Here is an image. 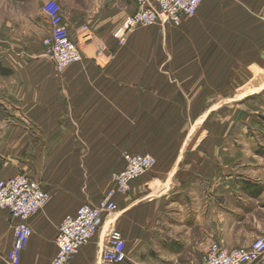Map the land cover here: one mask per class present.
<instances>
[{
	"label": "crops",
	"instance_id": "crops-1",
	"mask_svg": "<svg viewBox=\"0 0 264 264\" xmlns=\"http://www.w3.org/2000/svg\"><path fill=\"white\" fill-rule=\"evenodd\" d=\"M14 1L19 18L8 20V30L0 34L1 62L10 70L0 75L6 113L0 118V177L24 173L51 193L45 208L28 219L34 238L23 251L22 264H53L59 223L83 203L100 200L109 183L95 178L108 169L96 163H115L123 149L156 158V166L133 182L130 193L117 197L114 219L128 255L139 259L133 264H193L215 240L230 249L249 247L264 236V181L255 183L222 162L226 150L218 145L231 138L202 139L195 136L196 127L187 129L185 114L197 105L202 109L196 104L207 87L199 83L202 76L172 71L174 57H159L170 71H153L157 28L131 32L128 48L113 35L135 11L136 0H125L129 9L124 0H59L83 54L61 72L44 45L51 30L42 8L46 0ZM201 6L199 17L212 16ZM190 25L185 22L177 34ZM169 26L174 25H167L161 38ZM247 30L252 35L239 38L241 63L258 69L243 80L263 82L264 23ZM230 31L239 32L236 27ZM162 42V51L177 48ZM209 50V65L232 63L227 52L220 56L218 43L211 42ZM179 63L178 70H184L187 64ZM76 187L82 195H74ZM14 224L10 212L0 209V255L5 259ZM105 228L79 251L87 262L98 248L101 254ZM247 264H264V254Z\"/></svg>",
	"mask_w": 264,
	"mask_h": 264
},
{
	"label": "rangeland",
	"instance_id": "rangeland-1",
	"mask_svg": "<svg viewBox=\"0 0 264 264\" xmlns=\"http://www.w3.org/2000/svg\"><path fill=\"white\" fill-rule=\"evenodd\" d=\"M126 3L127 2L124 0L123 7L129 9V4ZM201 9L207 11L211 10L212 16L206 15L199 17L197 13L193 16L186 17L184 22L180 25L169 26V30L163 38L160 37L161 32H164L167 25L151 26L154 28L139 26L132 32H137L139 30L149 31L157 28L153 37L154 51L153 54L150 55V64L152 65L154 63L152 67L155 73L170 71L166 70V68L168 69V66L165 64L163 65V62L159 57H174L175 60L172 62V71L197 73L199 74L198 76H202L199 83L202 84V86L207 87H205L204 92L202 91V96L196 103L200 104L202 109L198 111L197 105V107H194L192 111H188L185 114L187 129H193V127H196L195 136L202 137V139L217 138L222 141L226 138H231L232 140H229L227 144H225L226 142L224 140L222 141V144L218 145V147H222L226 150L223 151L224 153L222 152V162L232 165L247 179L255 183H263L264 81L257 82L252 80H243L248 75L253 76L258 69V65H246L241 63V60L243 59L242 56H240V53H242L240 46L243 41L239 38L241 34H245L244 39L242 40H245L246 37L252 35V33H248V26L256 28L257 25L264 23V0H254L249 2L246 0H207L201 6ZM20 10L21 9H19L17 1L13 2V0H0V34L2 31L8 30V20H18ZM247 10L249 12H247ZM185 22H191L190 29L185 30L182 34H177L178 28H181ZM232 27H236L239 32H236L233 35L232 31H230ZM129 34L133 33L130 32ZM129 36L130 35H128V37ZM162 40L169 44H177L175 46L177 48L172 49V47L169 46L170 49L162 51ZM127 41H129V39H127ZM127 41L121 45L126 44V48H128ZM213 41L218 43L219 52H221L220 56H225L226 52L228 53V61L231 60V64H219L217 66L209 65L208 53L210 52V43ZM225 46L229 47L227 51L224 49ZM3 51L5 50L0 48V60L3 55ZM224 60L226 61L227 59ZM179 62L187 64L186 67H183L184 70H178L179 68H182V64ZM209 77L210 79L208 80ZM3 105L4 103L0 99V118L2 119L6 116V113L3 111ZM199 123L200 125H198ZM97 146L98 151L101 149V146ZM97 146L93 147L96 148ZM125 152L131 151L124 149L121 150L118 153L119 156L115 159V163L112 161L103 162L102 160H99L96 163V165L98 163L104 164L105 168L108 169L105 174L95 178V180L99 182L109 183L105 193L112 184V175L110 178L109 174L111 170L113 174V172L117 169L120 164L119 160L122 162V157ZM225 152H227L226 157H224ZM218 157L221 161L220 156ZM55 186H59V189L62 187L60 185ZM77 188L78 187H76L74 191V195H82V193L77 191ZM128 193L121 195L118 194V196H124ZM89 195L95 196V194L92 193ZM70 197L71 193L68 194V198ZM114 215L115 213L106 215L105 217L106 220L103 228H107H105L106 232L109 228H111L113 222H115V225L118 227L117 220L114 219ZM51 227L54 228L55 226ZM11 230L12 236H14V226ZM6 234L7 232L4 235ZM4 235L2 236L3 239L5 237ZM33 238L34 235L31 240ZM255 240L256 238L250 245H252ZM28 247H30V242L26 248ZM80 254L82 253H79L71 258L70 261H72V263L70 264L99 263V248L88 262L84 257L81 258ZM133 259L136 262L139 260L138 258L129 256L128 264H133ZM0 261H2V264H8L5 257L2 256V253L0 255ZM20 264H22V261Z\"/></svg>",
	"mask_w": 264,
	"mask_h": 264
},
{
	"label": "built area",
	"instance_id": "built-area-1",
	"mask_svg": "<svg viewBox=\"0 0 264 264\" xmlns=\"http://www.w3.org/2000/svg\"><path fill=\"white\" fill-rule=\"evenodd\" d=\"M206 0H136V9L128 14L114 30L120 44L139 26L180 25L186 17L197 13ZM51 24L44 39L46 53L57 72L79 62L81 49L72 38L59 0H46L42 6ZM156 159L151 154L125 152L122 166L112 174L111 187L96 204L85 202L73 214L66 215L58 226L55 237L57 253L53 264H68L81 248L92 241L103 228L106 215L118 211V194L131 191L132 184L151 170ZM50 191L37 180L21 173L9 178L0 177V209L10 212L15 221L13 243L6 257L8 264H20L23 250L28 245L33 228L28 219L42 210L50 200ZM264 254V236L256 238L249 247L226 248L215 240L193 264H247ZM101 264H126L129 261L127 241L122 231L111 225L104 236L100 254Z\"/></svg>",
	"mask_w": 264,
	"mask_h": 264
},
{
	"label": "trees",
	"instance_id": "trees-1",
	"mask_svg": "<svg viewBox=\"0 0 264 264\" xmlns=\"http://www.w3.org/2000/svg\"><path fill=\"white\" fill-rule=\"evenodd\" d=\"M9 72H10V70L8 68H6L5 66H3V64L0 60V75L7 74Z\"/></svg>",
	"mask_w": 264,
	"mask_h": 264
}]
</instances>
